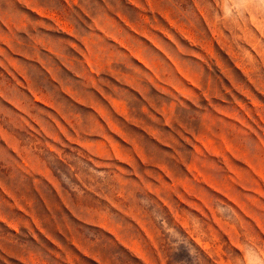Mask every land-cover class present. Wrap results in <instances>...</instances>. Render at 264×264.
Wrapping results in <instances>:
<instances>
[{"label": "rangeland", "instance_id": "374dc122", "mask_svg": "<svg viewBox=\"0 0 264 264\" xmlns=\"http://www.w3.org/2000/svg\"><path fill=\"white\" fill-rule=\"evenodd\" d=\"M264 255L261 0H0V264Z\"/></svg>", "mask_w": 264, "mask_h": 264}, {"label": "clouds", "instance_id": "9594fccd", "mask_svg": "<svg viewBox=\"0 0 264 264\" xmlns=\"http://www.w3.org/2000/svg\"><path fill=\"white\" fill-rule=\"evenodd\" d=\"M264 3V0H261ZM247 264H264V255H262L254 245L249 243L246 250Z\"/></svg>", "mask_w": 264, "mask_h": 264}]
</instances>
